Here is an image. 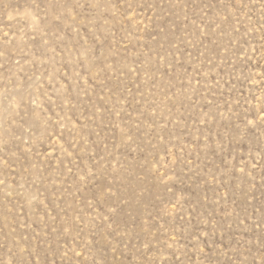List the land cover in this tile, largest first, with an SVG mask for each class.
Wrapping results in <instances>:
<instances>
[{"label":"rangeland","instance_id":"obj_1","mask_svg":"<svg viewBox=\"0 0 264 264\" xmlns=\"http://www.w3.org/2000/svg\"><path fill=\"white\" fill-rule=\"evenodd\" d=\"M0 264H264V0H0Z\"/></svg>","mask_w":264,"mask_h":264}]
</instances>
